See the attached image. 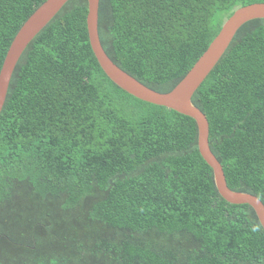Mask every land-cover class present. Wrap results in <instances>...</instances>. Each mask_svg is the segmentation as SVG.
<instances>
[{
  "label": "trees",
  "instance_id": "16d2710c",
  "mask_svg": "<svg viewBox=\"0 0 264 264\" xmlns=\"http://www.w3.org/2000/svg\"><path fill=\"white\" fill-rule=\"evenodd\" d=\"M47 0H0V72ZM264 0H100L108 57L171 92L241 7ZM88 1L69 0L22 54L0 115V264H264V229L225 201L197 123L100 67ZM228 187L264 204V19L246 23L192 97Z\"/></svg>",
  "mask_w": 264,
  "mask_h": 264
},
{
  "label": "water",
  "instance_id": "95a60500",
  "mask_svg": "<svg viewBox=\"0 0 264 264\" xmlns=\"http://www.w3.org/2000/svg\"><path fill=\"white\" fill-rule=\"evenodd\" d=\"M68 1L47 0L25 22L13 40L0 72V115L6 102L12 76L22 54ZM87 1V29L91 48L107 77L119 88L141 101L168 108L193 119L198 126L199 152L214 172L215 185L220 196L230 204L252 207L264 229V204L256 196L235 192L228 187L223 168L209 146V122L202 111L192 102L193 95L222 59L241 27L250 21L264 19V3L238 8L224 22L217 37L184 79L171 92L159 93L124 72L108 57L99 36L100 0Z\"/></svg>",
  "mask_w": 264,
  "mask_h": 264
}]
</instances>
